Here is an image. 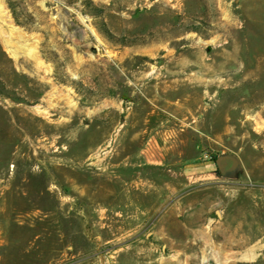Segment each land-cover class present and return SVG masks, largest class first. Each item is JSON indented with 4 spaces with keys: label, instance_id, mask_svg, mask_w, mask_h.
<instances>
[{
    "label": "rangeland",
    "instance_id": "obj_1",
    "mask_svg": "<svg viewBox=\"0 0 264 264\" xmlns=\"http://www.w3.org/2000/svg\"><path fill=\"white\" fill-rule=\"evenodd\" d=\"M0 264H264V0H0Z\"/></svg>",
    "mask_w": 264,
    "mask_h": 264
},
{
    "label": "flooded vegetation",
    "instance_id": "obj_2",
    "mask_svg": "<svg viewBox=\"0 0 264 264\" xmlns=\"http://www.w3.org/2000/svg\"><path fill=\"white\" fill-rule=\"evenodd\" d=\"M214 164H215L217 171L219 173H220V169L223 170V172H224L223 175H230L236 171L235 161L229 157L220 160L219 161L220 166H218L216 164V159L214 160Z\"/></svg>",
    "mask_w": 264,
    "mask_h": 264
},
{
    "label": "crops",
    "instance_id": "obj_3",
    "mask_svg": "<svg viewBox=\"0 0 264 264\" xmlns=\"http://www.w3.org/2000/svg\"><path fill=\"white\" fill-rule=\"evenodd\" d=\"M195 166H198V168H199V170H202V166H209L210 167V162H208V163H205V164H200L199 163V165H195ZM195 171H193V175H196L197 174V172H196V169H194ZM199 173H202V171H199Z\"/></svg>",
    "mask_w": 264,
    "mask_h": 264
},
{
    "label": "water",
    "instance_id": "obj_4",
    "mask_svg": "<svg viewBox=\"0 0 264 264\" xmlns=\"http://www.w3.org/2000/svg\"><path fill=\"white\" fill-rule=\"evenodd\" d=\"M227 157H229V156H220V157H218V158L216 159V164H217L218 166H220V165H219V161L222 160V159H224V158H227ZM229 158H231V157H229ZM231 159H233V158H231ZM233 160H234V159H233ZM223 173H224L223 170L220 169V174L223 175Z\"/></svg>",
    "mask_w": 264,
    "mask_h": 264
}]
</instances>
